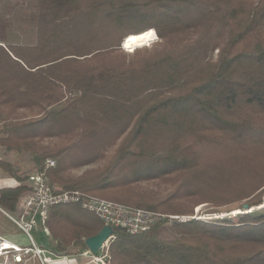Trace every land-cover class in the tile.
<instances>
[{"label":"trees","instance_id":"1","mask_svg":"<svg viewBox=\"0 0 264 264\" xmlns=\"http://www.w3.org/2000/svg\"><path fill=\"white\" fill-rule=\"evenodd\" d=\"M32 6L34 36L0 42V146L30 153L37 168L56 159V191L165 216L137 234L114 227L110 264H264V0ZM149 29L157 43L122 47ZM0 167L19 182L0 187L14 212L31 188L13 163ZM242 200L255 210L243 221L193 216L204 202ZM47 225L58 250L78 252L104 223L63 204Z\"/></svg>","mask_w":264,"mask_h":264},{"label":"built area","instance_id":"2","mask_svg":"<svg viewBox=\"0 0 264 264\" xmlns=\"http://www.w3.org/2000/svg\"><path fill=\"white\" fill-rule=\"evenodd\" d=\"M56 164V159L49 157L42 167L28 175L27 184L31 192L21 200L18 214L9 212L0 205V211L30 239L29 245H20L0 233V264H50L54 260L68 258L69 255L66 252H60L39 243L33 235L36 229L51 235L47 221L51 209L58 205L78 204L83 209L98 215L104 225L122 227L133 234L150 229L159 218L165 217L163 214L142 208H132L114 200L87 196L81 190L56 191L52 188L49 175V169ZM170 218L186 220L187 216L170 215ZM108 244L109 242L98 252H92L87 248L80 251V254L89 257L95 263L110 264Z\"/></svg>","mask_w":264,"mask_h":264},{"label":"rangeland","instance_id":"3","mask_svg":"<svg viewBox=\"0 0 264 264\" xmlns=\"http://www.w3.org/2000/svg\"><path fill=\"white\" fill-rule=\"evenodd\" d=\"M32 4L33 0H0V42H25L34 36L35 22L31 19L30 15V12H32L33 9ZM159 40V36L155 31L154 40L150 41L149 44L139 47L153 45ZM214 55H217V51ZM0 159L13 163V166L18 170V173L25 175L27 178L32 171L37 169V167H35V163L31 159V154L25 151L17 152L14 150H6L5 147L0 146ZM100 163L101 161H98L86 166H82L75 169L74 173L79 174L85 169L99 166ZM17 184H19V182L16 176L0 167V187L14 186ZM164 186L167 185H162V187ZM26 195L27 194L21 197L18 209L13 212L14 214H18L20 212L21 200ZM241 203H244V200L227 203L220 206L214 205L210 202H204L195 206L193 216L204 219L221 220L223 218H231L237 222L243 221L244 219H247V212H255V210H241L238 208ZM263 208L264 204L259 206L260 210ZM173 215H184L187 216V218L191 217L190 215L185 214L175 213ZM0 233L17 244H30L29 237L2 212H0ZM33 235L39 243H45V245L48 247H51L54 244L52 235L45 234L43 230L36 229L33 231Z\"/></svg>","mask_w":264,"mask_h":264},{"label":"water","instance_id":"4","mask_svg":"<svg viewBox=\"0 0 264 264\" xmlns=\"http://www.w3.org/2000/svg\"><path fill=\"white\" fill-rule=\"evenodd\" d=\"M122 47H125V42H123ZM245 208H248V204H245ZM113 233L114 227L110 225H104L97 234L86 239V245L92 252H98L109 242Z\"/></svg>","mask_w":264,"mask_h":264},{"label":"bare ground","instance_id":"5","mask_svg":"<svg viewBox=\"0 0 264 264\" xmlns=\"http://www.w3.org/2000/svg\"><path fill=\"white\" fill-rule=\"evenodd\" d=\"M155 38V30L149 29L140 33L130 34L124 40L125 47L129 49H134L136 47L142 46L144 44L153 41Z\"/></svg>","mask_w":264,"mask_h":264},{"label":"crops","instance_id":"6","mask_svg":"<svg viewBox=\"0 0 264 264\" xmlns=\"http://www.w3.org/2000/svg\"><path fill=\"white\" fill-rule=\"evenodd\" d=\"M44 245H45V243H44ZM51 248H54L55 250L60 251V252H66L69 256H68V258H60V259L54 260L50 264H98V263L91 261L89 257L81 255L80 251L69 252L67 250H58L56 248V241L55 240H54V244L51 246Z\"/></svg>","mask_w":264,"mask_h":264}]
</instances>
